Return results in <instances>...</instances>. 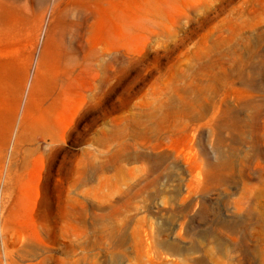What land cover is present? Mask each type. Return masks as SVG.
I'll return each mask as SVG.
<instances>
[{
	"label": "rangeland",
	"instance_id": "1",
	"mask_svg": "<svg viewBox=\"0 0 264 264\" xmlns=\"http://www.w3.org/2000/svg\"><path fill=\"white\" fill-rule=\"evenodd\" d=\"M0 264H264V0H0Z\"/></svg>",
	"mask_w": 264,
	"mask_h": 264
},
{
	"label": "crops",
	"instance_id": "2",
	"mask_svg": "<svg viewBox=\"0 0 264 264\" xmlns=\"http://www.w3.org/2000/svg\"><path fill=\"white\" fill-rule=\"evenodd\" d=\"M34 89H38V88H37V86L31 84V92L34 91ZM26 96H28V91L26 92ZM29 97H30V94H29ZM30 98H32V95H31ZM30 98H29V101L31 102ZM27 110H28V108L25 109V112H26ZM40 124H41V123H40ZM40 124H39V127H38V126H35V129H38V131L41 132V134H47V133H49V132L52 130V129L50 128V126H49L48 123H47V124L45 123L44 125H43V124L40 125ZM21 126H22V129H21V131H20V134H22L23 130L27 129L25 123H23ZM24 128H25V129H24ZM40 165H41V163L39 164V166H40ZM39 170H40V167L37 168V169L34 170V171L37 173Z\"/></svg>",
	"mask_w": 264,
	"mask_h": 264
},
{
	"label": "bare ground",
	"instance_id": "3",
	"mask_svg": "<svg viewBox=\"0 0 264 264\" xmlns=\"http://www.w3.org/2000/svg\"><path fill=\"white\" fill-rule=\"evenodd\" d=\"M41 63V62H40ZM38 71H39V69H37V73H38ZM40 73V72H39ZM38 75V74H37ZM37 81H40L41 83H44V79L41 77H39V76H37ZM39 82V83H40ZM63 263V262H62Z\"/></svg>",
	"mask_w": 264,
	"mask_h": 264
}]
</instances>
